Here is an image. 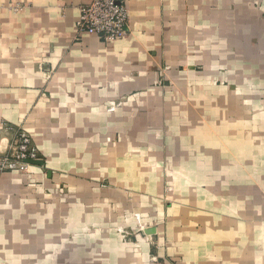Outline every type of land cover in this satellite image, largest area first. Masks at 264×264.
<instances>
[{"label":"crops","instance_id":"obj_1","mask_svg":"<svg viewBox=\"0 0 264 264\" xmlns=\"http://www.w3.org/2000/svg\"><path fill=\"white\" fill-rule=\"evenodd\" d=\"M87 2L0 0V154L43 160L0 172V264H264V0H129L108 44Z\"/></svg>","mask_w":264,"mask_h":264},{"label":"built area","instance_id":"obj_2","mask_svg":"<svg viewBox=\"0 0 264 264\" xmlns=\"http://www.w3.org/2000/svg\"><path fill=\"white\" fill-rule=\"evenodd\" d=\"M129 0H89L79 7L76 21L78 32L97 36L105 43L122 38L127 32ZM11 150L0 154V172L23 170L29 159H38V150L24 131L18 133ZM154 264H172L166 260L153 258Z\"/></svg>","mask_w":264,"mask_h":264},{"label":"rangeland","instance_id":"obj_3","mask_svg":"<svg viewBox=\"0 0 264 264\" xmlns=\"http://www.w3.org/2000/svg\"><path fill=\"white\" fill-rule=\"evenodd\" d=\"M24 7H25V5L24 4H15L14 6H12V10L14 11V12H17V13H20V12H22L23 10H24ZM229 27H231V26H228V28ZM214 28H215V26H214ZM213 28H211V30H212ZM214 31V30H213ZM212 31V32H213ZM212 32H210L211 34H213ZM227 32H228V29H227ZM207 34H208V32H207ZM210 35V34H209ZM115 41V40H114ZM111 42H113V41H111ZM110 43V42H109ZM210 43L211 44H215V45H217L218 44V42H216V43H213L212 41H210ZM106 44H108V43H106ZM176 62V61H175ZM175 62H173V61H169V60H167L165 63H164V68H163V72H162V82H161V84L163 85V87L165 88V89H167V91L168 92H171V93H174V92H172V90H174V89H171V88H173L174 87V85H176V80L174 79V78H172L171 77V75H170V73H168V71L170 70V69H172L173 67H176V66H178L177 64H175ZM198 66H199V68L198 69H200V70H202V68H203V64H198ZM160 82V81H159ZM175 91V90H174ZM260 100H264V95L262 94V93H260ZM246 105V107H249V105L248 104H245ZM263 106V107H262ZM260 108H263L264 109V105H261V107ZM262 109V110H263ZM248 111L250 112V110H249V108H248ZM259 112H261V109H259ZM20 132V131H19ZM27 134H28V132H26ZM28 136H29V138L31 139V141L33 140V138H32V136H30V134H28ZM19 136H18V134L14 137V139H13V141L10 143V145H9V149L7 150V152L8 151H10L11 150V146H14V144H15V141H17V139H19L18 138ZM33 142V141H32ZM34 143V142H33ZM28 168H29V165H25L24 167H23V170H20V171H18V172H20V174H24V175H26V173L28 172ZM119 228H118V233H119V235L123 238V236L122 235H125L126 236V234L124 233V229L122 228V226H118Z\"/></svg>","mask_w":264,"mask_h":264},{"label":"water","instance_id":"obj_4","mask_svg":"<svg viewBox=\"0 0 264 264\" xmlns=\"http://www.w3.org/2000/svg\"><path fill=\"white\" fill-rule=\"evenodd\" d=\"M27 162L32 164H43V160L41 159H29Z\"/></svg>","mask_w":264,"mask_h":264}]
</instances>
